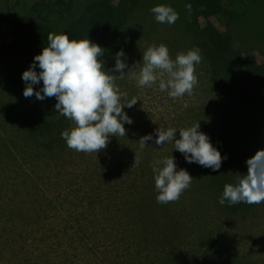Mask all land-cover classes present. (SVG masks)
Here are the masks:
<instances>
[{"label": "rangeland", "instance_id": "1", "mask_svg": "<svg viewBox=\"0 0 264 264\" xmlns=\"http://www.w3.org/2000/svg\"><path fill=\"white\" fill-rule=\"evenodd\" d=\"M34 1L0 0V41L9 40L11 33L2 16L34 15L29 12ZM87 1L75 0L73 11ZM185 1L143 0L134 8L123 29L129 66L150 45H166L172 59L196 48L185 28ZM45 2L41 13L50 18L52 33L64 32L67 12L52 0ZM157 4L170 5L179 19L172 25L156 22L150 9ZM232 8L241 14L218 23L236 45L252 46L261 58L264 0H236ZM200 55L191 95L173 99L159 90L158 82L137 87L126 77L117 79L129 98L138 99L123 109L133 123L124 124L126 135L110 136L97 153L78 152L65 141L60 148L47 149L31 138L27 122L35 96L25 98V85L3 76L0 63V264H195L206 247L238 264H264V202L243 213L225 211L209 168L187 163L172 150V142L154 144L157 128L180 129L200 121L204 132L221 116L224 101L210 85ZM239 109L250 157L264 148V104ZM148 133L153 140L140 150L138 139ZM135 153L140 164L132 167ZM172 155L177 169L193 178L178 200L160 204L152 165Z\"/></svg>", "mask_w": 264, "mask_h": 264}, {"label": "clouds", "instance_id": "2", "mask_svg": "<svg viewBox=\"0 0 264 264\" xmlns=\"http://www.w3.org/2000/svg\"><path fill=\"white\" fill-rule=\"evenodd\" d=\"M185 8L191 11V4L187 3ZM150 11L161 24L172 25L179 19V14L167 4H157ZM46 39L47 45L34 55L21 74L25 83L22 94L25 98L34 95L36 100L55 98V111L75 125L62 131L61 137L67 147L78 152H99L106 148L110 136L126 135L124 124L133 123L123 109L132 108L138 99L129 98L116 84L117 79L126 77L135 81L137 87L158 82L159 90L167 91L173 99L191 95L198 83L195 74V66L201 61L198 47L180 52L172 59L166 45H150L143 51L141 60L132 66L127 64L125 51L119 49L114 53L113 67L106 68L104 47L89 37L76 39L69 38L66 32H49ZM34 85L40 86L34 89ZM155 132V145L162 147L172 142V150L180 152L187 163L217 171L222 159H226L209 135L200 130V121L186 128H157ZM152 140L151 133L142 135L138 139L139 149L143 150ZM245 163L246 173L224 185L221 205L226 200L230 205L264 202V148L256 150ZM139 164V155L135 153L132 167ZM152 170L158 192L156 201L160 204L178 200L193 178L187 170L177 169L173 155L156 160Z\"/></svg>", "mask_w": 264, "mask_h": 264}, {"label": "trees", "instance_id": "3", "mask_svg": "<svg viewBox=\"0 0 264 264\" xmlns=\"http://www.w3.org/2000/svg\"><path fill=\"white\" fill-rule=\"evenodd\" d=\"M143 0H89L79 11H73L75 0H52V4L67 12L65 31L69 38L89 37L104 47V64L112 68L114 53L123 49V29L134 8ZM236 0H186L191 4L185 28L199 48L208 69V79L212 88L224 101V109L218 119L208 123L204 132L217 146L222 157L220 169H210V183L218 195L222 196L224 185L232 183L234 177L247 171L243 136L244 125L241 109L247 105L258 107L264 104V54L260 58L249 45L238 46L231 35L221 28L219 19L231 20L241 13L232 5ZM47 6L45 0H35L29 7L30 14H4L11 30L10 39L0 41V63L2 75L12 83L25 85L22 72L28 68L35 54L47 45V34L53 32L51 20L41 13ZM38 70V69H37ZM117 74V73H116ZM42 84V82H41ZM40 85H34V89ZM222 101V102H223ZM55 98L34 100L28 116L27 129L31 138L41 146L60 148L64 139L61 132L70 130L71 120L54 109ZM221 205V204H220ZM254 204L237 203L230 205L227 200L221 207L231 213L247 212ZM207 240L201 244L205 246ZM203 256L195 259V264H238L236 260L223 259L217 248L206 247Z\"/></svg>", "mask_w": 264, "mask_h": 264}]
</instances>
